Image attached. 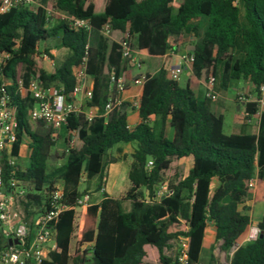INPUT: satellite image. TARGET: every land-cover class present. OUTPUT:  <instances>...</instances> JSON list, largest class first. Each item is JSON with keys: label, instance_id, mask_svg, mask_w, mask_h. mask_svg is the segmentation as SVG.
I'll list each match as a JSON object with an SVG mask.
<instances>
[{"label": "trees", "instance_id": "obj_1", "mask_svg": "<svg viewBox=\"0 0 264 264\" xmlns=\"http://www.w3.org/2000/svg\"><path fill=\"white\" fill-rule=\"evenodd\" d=\"M44 0L53 10L67 17L88 20L98 35L90 43V31L73 30L68 19L48 27L47 11L20 6L0 15V84L11 96L18 122L17 141L12 156L19 157L24 138L31 150L25 170L11 165L6 152L0 154L1 182L7 189L11 178L32 189L18 204L25 220L32 222L49 199L54 184L64 186L68 206L56 226L57 249L41 264H175L166 251L173 242L185 239L189 264H201L206 230L215 228V242L230 252V264H264V110L255 134L224 133V120L211 110V100L197 98L189 83L182 86L160 68L146 75L137 109L139 122L129 126L123 106L104 116L109 98L110 74L120 75L123 58L119 43L108 44L100 30L106 24L111 33L128 32L136 48L148 50L152 57H163L177 45L172 37L203 33L196 44L192 69L201 84L209 71L216 77L221 67V84L232 80L252 84L255 92L264 84V0ZM201 24V25H202ZM57 37L59 47L69 51L66 60L47 72L39 58V46ZM50 55V50L44 48ZM87 59V76L93 79L89 105L98 116L89 123L84 114H72L64 127L72 142L66 162L47 171L48 137L33 130L28 111L34 105L23 98L30 78L46 86L63 89L72 99L75 86L73 68ZM105 70L107 72H105ZM217 79V77H216ZM249 118L256 103L246 104ZM42 124V123H39ZM43 125V124H42ZM169 130L172 135H169ZM121 143L136 145L127 177L131 184L124 197L104 191L107 180L108 151ZM153 161L150 171L147 161ZM182 159H191L187 174L179 179ZM97 180L103 191L98 204L83 207L77 217L76 201L81 175ZM257 175L254 195L249 183ZM167 176L174 180L162 195L158 191ZM217 179L219 185L212 190ZM253 202V206L247 203ZM123 202H130L129 210ZM256 224L263 237L243 243L250 224ZM5 244L0 241V252ZM208 264H218L211 254Z\"/></svg>", "mask_w": 264, "mask_h": 264}, {"label": "built area", "instance_id": "obj_2", "mask_svg": "<svg viewBox=\"0 0 264 264\" xmlns=\"http://www.w3.org/2000/svg\"><path fill=\"white\" fill-rule=\"evenodd\" d=\"M35 0H0V15L7 14L20 6H30ZM238 4V0H234ZM59 15L60 20L68 19L69 27L73 30L84 29L92 31L93 28L88 20L67 17L61 11H52ZM50 15V13L48 12ZM100 34L109 37L111 28L108 24L100 30ZM131 36L128 32L124 33L123 39L119 42L121 56L124 60L133 59V48ZM43 58L48 60L49 56L43 54ZM190 65L194 62L193 55L184 57ZM136 66L140 68L141 62ZM87 59L73 68L75 86L72 93V99H68L63 94V89L53 85L46 86L40 80L31 78L26 86L19 82V92L22 97L30 96L34 105L28 111V119L31 123L43 125L58 131L65 126L68 118L72 114H84L85 119L91 123L98 116L97 108L91 107L89 103L93 97V82L87 76ZM184 72L183 67L173 66L167 71V76L172 81L179 82ZM90 83V84H89ZM135 84L143 85V81L134 80ZM217 79L211 73L208 77L205 87V97L211 101H216L218 94L216 91ZM7 84H0V154L6 152L11 165L16 166V158L12 156L13 145L17 141L18 122L16 120L15 109L12 105L11 96L5 90ZM126 82L115 74H110L109 98L104 107V116L109 115L113 110L124 105L123 94L126 91ZM255 117L259 118L264 110V84L259 87L255 100ZM139 106V102L136 103ZM249 113L245 110L243 118L249 119ZM153 167V161L149 159L146 164V170L150 171ZM86 178L81 175V180ZM257 182V175L249 183V195H254ZM27 186L18 179L11 178L9 186L5 189L1 182L0 166V241L5 244V248L0 252V264H41L46 260L49 254L57 249L55 226L61 214L68 209L64 201V186L62 183H56L53 186L49 199L42 205V211L33 219L32 222L25 220L24 214L18 204V199H25L29 193ZM163 189V187H162ZM167 192V191H166ZM164 193L161 190L158 195ZM91 204L90 193H85L76 201L77 217L80 210ZM260 228L256 224H250L243 243L253 242L259 238ZM9 241L18 243L9 244ZM179 248L175 257V264H189L187 253V243L185 239L179 241ZM239 247H233L234 251Z\"/></svg>", "mask_w": 264, "mask_h": 264}, {"label": "crops", "instance_id": "obj_3", "mask_svg": "<svg viewBox=\"0 0 264 264\" xmlns=\"http://www.w3.org/2000/svg\"><path fill=\"white\" fill-rule=\"evenodd\" d=\"M44 2V0H42ZM47 4V3H46ZM179 4V0L174 3V7L177 8ZM47 9H51L49 5H46ZM46 9V10H47ZM57 11V10H56ZM56 20L59 19V15L55 14ZM199 30L204 28V25L202 24V21L199 20ZM202 24V25H201ZM198 33H188V34H183L179 36V40L177 43V48L174 49V51H169L167 54H165L163 57H152L149 55L148 50H139L136 48L135 45V40L132 38L131 43H132V48H133V59L134 61L131 60H124L123 63L121 64L120 68V75L125 82H126V91L123 94V100H124V107H123V112H125L127 119L129 121V126L132 128L134 127L138 122H139V117H138V112L137 109L138 107L136 106V103L139 102L141 94H142V89L143 85L135 84L134 80L139 79L144 82L145 76L146 75H154L156 74L160 68H165L167 71L173 66H181L184 69V72L182 76H186L187 79H189L190 87L193 90L195 96L197 98H203L205 96V86L201 84L199 81H197L194 77H191V67L190 64L185 61L184 57L188 56L190 52L195 50L196 44L199 42V38L202 34V31H199ZM124 37L123 33L120 32H113L109 36L108 44L111 46L113 43H119ZM175 41L174 39L171 38V42L173 43ZM95 44V43H94ZM92 44V45H94ZM46 48V47H45ZM49 49V48H48ZM65 49V48H62ZM50 50V49H49ZM67 50V49H66ZM40 51V50H39ZM58 51L56 50H50V55L47 53H42L39 54V58L42 62V65L44 69L47 72H51L53 70V67L50 69L46 67L45 64H48L52 59H55L57 56ZM43 54H47L49 56V59L46 60L43 58ZM137 62H141L140 68L136 66ZM105 72H107L105 70ZM181 76V77H182ZM90 82H93V79L90 78ZM90 84V83H89ZM183 86V85H182ZM245 86L239 82L237 86H234L232 89L234 91H243L245 90ZM109 92V91H108ZM226 100L224 104H216L213 106V111L217 115H221L224 120V133L227 135H238V134H255L257 133L258 130V121L259 118L252 116L249 119H244L243 118V112L245 111V102L240 101L239 103H236V101L233 99L232 94H227L226 95ZM257 93H255V96L253 99H256ZM33 125H36L32 123ZM45 126V125H44ZM47 127V126H46ZM25 139V138H24ZM22 142V145L20 147V154L19 157L22 155L23 147H24V140ZM30 140H28V146L30 145ZM136 145L134 143H121L115 145L113 149V156L115 157V160L110 162L109 165L107 166V180H106V185L104 188V191L107 192L110 196L118 198L117 196L121 192L122 187H130L131 184L119 186L118 185V180L122 179L126 174L128 173L130 164L132 162V153L135 149ZM17 158V159H18ZM182 161H188L189 166L188 170L190 169V159H182L180 161V166ZM187 170V172H188ZM186 172V174H187ZM185 174V175H186ZM111 175V183H110V189L107 188V183H108V177ZM184 175V176H185ZM183 176V177H184ZM182 177V178H183ZM128 178V177H127ZM86 178L82 179L80 182H83ZM87 180V179H86ZM91 183V185H96L97 180L92 179V180H87ZM219 185V182L217 179H214L211 185L212 190L216 189ZM163 189L166 187L165 181L162 183L161 188ZM80 189V187H79ZM81 191V190H80ZM117 192V195H112L111 192ZM103 193V191H102ZM102 193L100 194V197L97 201H93V196L91 195V204H98L101 199H102ZM95 197V196H94ZM97 197V196H96ZM249 206H253V202L249 201L247 203ZM130 208V207H129ZM37 215H35L36 217ZM34 217V218H35ZM212 226V225H210ZM210 226L206 230L205 235H207V240H208V232L210 230ZM212 232L213 235L215 234V228L212 226ZM205 237V236H204ZM204 242V240H203ZM207 244V243H206ZM202 255V252H201ZM201 264H205L202 263ZM208 264V262L206 263Z\"/></svg>", "mask_w": 264, "mask_h": 264}, {"label": "rangeland", "instance_id": "obj_4", "mask_svg": "<svg viewBox=\"0 0 264 264\" xmlns=\"http://www.w3.org/2000/svg\"><path fill=\"white\" fill-rule=\"evenodd\" d=\"M46 5L47 4L45 2H43L42 0H35L34 3H32L30 6H27V7H29L33 11H37L39 8H43L45 11H47V13L49 12L50 15L48 14V16H49L48 27L51 28V27H54L58 21L56 20V17L54 16L55 14L52 12V10L47 9ZM199 31H202V33H203V30L200 29ZM181 35H183V34H181ZM97 38H98V35L96 36V33L94 31H91L90 36H89L90 43L94 44L97 41L96 40ZM106 38H107V40L110 39L109 37H106ZM172 39L175 40V41H173V43L175 44L179 40V36L172 37ZM45 47L49 48L52 51L53 50L58 51L56 58L52 59L48 64H45L46 67L49 69L51 67L62 64L66 60V58L69 54L68 50L62 49L61 47H59V41H58L57 37H51V38H48L46 41H44V43H42L39 46V50L41 53L43 52ZM189 55H191V54H189ZM190 67H191L190 68L191 69V77H194L197 80V78L194 76L192 65H190ZM221 71H222V68L217 67V69H216V74H217V76H216L217 77L216 91L218 94V98L216 101L211 102V110L213 111V106L216 104H224L225 100L227 98L226 97L227 94H232V97L236 101V103H239L240 101H244L245 102V110H246V104L253 103L256 100V99H253L255 96V93H256L254 87L252 86V84L250 82L244 81V80H232L231 82H229L227 87H223L221 84ZM210 74H211V71H209L208 76ZM30 79H29V81H30ZM239 82H241L245 86L244 87L245 90H243L241 92L240 91H234L232 88L234 86H237ZM179 83L184 86L186 83H189V79H187L186 76H182ZM204 86L206 87V84ZM26 97L27 96L24 95L23 98H26ZM32 128H33V130L38 131V133L40 135L48 137V139H47L48 140L47 151H46L47 152V171L52 172L55 169L61 167L66 162V159H67V156L69 153V149L72 145V142L68 141V139H70V135L66 132L64 127L60 128L58 131H54L51 128H48L42 124H36V125H32ZM169 135L170 136L172 135L171 130H169ZM24 140L25 141H24V147H23L22 155L20 156V158H18V159L16 158V160H15L16 166L20 170H25L28 167L29 157H30V153H31V150H30L28 143H27L29 138H25ZM113 152H114L113 149L108 151V155H107L106 159H107V161H109V163L115 160V157L113 156ZM190 162H191L190 163V167H191V165H192L191 159H190ZM188 166H189L188 161H182L181 166L179 167V179H181L186 174V172L188 170ZM111 181H112V179H111V175H110L108 177V183H107L108 189H110ZM173 181L174 180L172 179V177L167 176L165 178L166 187L164 189L160 188L159 191L161 190L162 193H165L168 190V187H167L168 184H170ZM127 184H129V180H128L127 174H126V176H124L122 179L118 180V185L123 186V185H127ZM79 187H80L81 191H84L85 193H90V195L93 196V201H97L100 197V194L102 193V191H97L96 185H91V183L89 181H87L86 179L83 180V182L81 183V185ZM26 189L29 192L32 191V189H30L28 187ZM128 189H129V187H125V186L122 187L121 192L119 193V195L117 197L118 198L124 197V195ZM111 193H112V195H117V192H115V191L111 192ZM129 207H130V202H123V209L125 211L129 210ZM32 209H33L32 211L35 212L36 215H38L40 213V209H38L37 207H33ZM212 231H213L212 226H210V230L208 232V240H207V235H205V237H204L201 262L206 264L207 262H209L211 254H213L214 258L218 264H230V257L233 254V249H231L229 253L221 250L222 241L215 242L214 235H213V233H211ZM245 235H246V233H245ZM178 243L179 242H173L171 244L172 247L166 251L167 255H169L173 260L175 259L176 255H177V251L179 248ZM85 264H92V263L86 262Z\"/></svg>", "mask_w": 264, "mask_h": 264}, {"label": "water", "instance_id": "obj_5", "mask_svg": "<svg viewBox=\"0 0 264 264\" xmlns=\"http://www.w3.org/2000/svg\"><path fill=\"white\" fill-rule=\"evenodd\" d=\"M259 237L260 238H262L263 237V232H261V234L259 235ZM12 243H15V244H17L18 242L17 241H9V244L11 245Z\"/></svg>", "mask_w": 264, "mask_h": 264}]
</instances>
